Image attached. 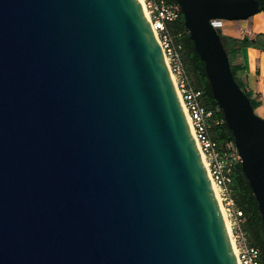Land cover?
<instances>
[{"label": "water", "instance_id": "1", "mask_svg": "<svg viewBox=\"0 0 264 264\" xmlns=\"http://www.w3.org/2000/svg\"><path fill=\"white\" fill-rule=\"evenodd\" d=\"M264 220V117L211 19L176 0ZM0 264H238L140 0H0Z\"/></svg>", "mask_w": 264, "mask_h": 264}, {"label": "built area", "instance_id": "2", "mask_svg": "<svg viewBox=\"0 0 264 264\" xmlns=\"http://www.w3.org/2000/svg\"><path fill=\"white\" fill-rule=\"evenodd\" d=\"M178 4L166 0H145L144 9L161 46L170 72L175 80V86L199 147L211 181L217 185L221 199L225 200L231 222L230 236L238 264H264V253L261 249L249 242L247 232L242 226L243 213L236 206L231 195L230 182L232 180L233 162H241L234 142H227L230 149L229 156L225 157L216 140L209 133V119L212 111L207 109L201 101V90L196 89L189 79L185 69L180 45L168 28V22L177 16ZM223 19H211L217 29ZM225 120L218 116L216 122Z\"/></svg>", "mask_w": 264, "mask_h": 264}, {"label": "trees", "instance_id": "3", "mask_svg": "<svg viewBox=\"0 0 264 264\" xmlns=\"http://www.w3.org/2000/svg\"><path fill=\"white\" fill-rule=\"evenodd\" d=\"M166 1L178 4L176 0ZM258 1L260 2V9L264 8V0ZM168 28L174 36L176 42L181 46L180 52L182 60L191 83L196 89L201 90V101L207 109L212 111V116L209 119V133L211 137L217 141L219 148L224 153L225 157H227L230 154L227 142H234L233 135L225 120L219 123L216 122V118L218 116L221 115V117H223V112L217 105L214 98L210 82L206 74L204 61L200 58L195 48L194 41L190 37L189 31L185 26L184 16L180 8L177 9L176 18L168 22ZM221 39L228 53L234 77L241 88L247 92L255 108L259 101L252 97L246 88L240 73L242 65L234 62V57L237 56L239 49L244 45L252 43L251 39L246 36L238 38L222 34ZM230 188L231 195L235 200L236 206L241 209L243 213L242 226L247 232L249 242L252 245L259 247L262 253H264V220H262L258 202L248 179L242 171L240 162H233Z\"/></svg>", "mask_w": 264, "mask_h": 264}, {"label": "crops", "instance_id": "4", "mask_svg": "<svg viewBox=\"0 0 264 264\" xmlns=\"http://www.w3.org/2000/svg\"><path fill=\"white\" fill-rule=\"evenodd\" d=\"M218 30L222 35L251 39L252 43L239 49L234 62L242 65L246 88L259 101L255 111L264 117V8L246 19L224 20Z\"/></svg>", "mask_w": 264, "mask_h": 264}, {"label": "rangeland", "instance_id": "5", "mask_svg": "<svg viewBox=\"0 0 264 264\" xmlns=\"http://www.w3.org/2000/svg\"><path fill=\"white\" fill-rule=\"evenodd\" d=\"M143 1V5L145 4V0ZM218 195H219V203L221 205V208L223 209V213L225 214V218L227 219L228 224H230V230H231V222H230V217H229V211L226 209L227 205L225 204V200L221 199V194L219 193L218 189Z\"/></svg>", "mask_w": 264, "mask_h": 264}, {"label": "bare ground", "instance_id": "6", "mask_svg": "<svg viewBox=\"0 0 264 264\" xmlns=\"http://www.w3.org/2000/svg\"><path fill=\"white\" fill-rule=\"evenodd\" d=\"M141 1V4H142V6H143V8H144V5H143V1L142 0H140ZM173 79H174V77H173ZM174 82H175V80H174ZM182 103V102H181ZM182 106H183V104H182ZM183 109H184V107H183ZM184 111H185V109H184ZM185 114H186V112H185ZM187 116V115H186ZM187 120H188V116H187ZM201 155H202V153H201ZM203 156V155H202ZM204 160V159H203ZM212 182V181H211ZM212 186H213V189H214V191H215V193H216V195H217V198H218V200H219V195H218V187H217V185H215L213 182H212ZM222 209V208H221ZM222 212H224L223 211V209H222ZM223 217H224V220H225V223H226V225H227V229L229 230V232H230V224H228V222H227V219L225 218V214L223 213Z\"/></svg>", "mask_w": 264, "mask_h": 264}]
</instances>
